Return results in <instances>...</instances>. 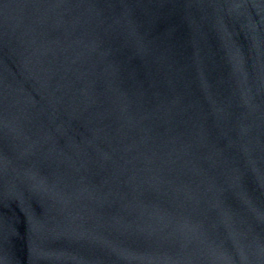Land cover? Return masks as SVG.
<instances>
[{
	"label": "water",
	"instance_id": "water-1",
	"mask_svg": "<svg viewBox=\"0 0 264 264\" xmlns=\"http://www.w3.org/2000/svg\"><path fill=\"white\" fill-rule=\"evenodd\" d=\"M0 264H264V0H0Z\"/></svg>",
	"mask_w": 264,
	"mask_h": 264
}]
</instances>
